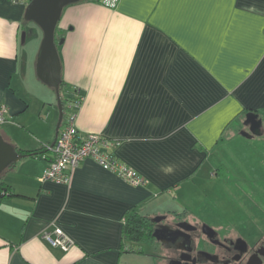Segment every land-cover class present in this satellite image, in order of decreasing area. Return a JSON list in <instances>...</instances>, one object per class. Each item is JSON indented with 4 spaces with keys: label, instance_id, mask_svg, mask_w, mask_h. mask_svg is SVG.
<instances>
[{
    "label": "crops",
    "instance_id": "0c3cea01",
    "mask_svg": "<svg viewBox=\"0 0 264 264\" xmlns=\"http://www.w3.org/2000/svg\"><path fill=\"white\" fill-rule=\"evenodd\" d=\"M25 6L0 0V136L38 153L2 173L0 264H136L142 250L123 235L127 215L198 216L201 183L227 178L229 158L241 168L236 157L260 140L239 133L246 112L264 114V0H81L62 10L57 52L61 80L81 97L78 134L108 141L105 151L144 186L92 158L68 184L40 180L58 114H24L34 98L52 104L36 76L38 35ZM54 227L73 241L69 250L43 239Z\"/></svg>",
    "mask_w": 264,
    "mask_h": 264
},
{
    "label": "flooded vegetation",
    "instance_id": "af4514ba",
    "mask_svg": "<svg viewBox=\"0 0 264 264\" xmlns=\"http://www.w3.org/2000/svg\"><path fill=\"white\" fill-rule=\"evenodd\" d=\"M259 117L261 135L247 139H260L256 147L264 156V114ZM242 128L241 131L249 132L248 126ZM250 198L252 206L256 204L259 208V216L229 228L208 223L199 215L184 213L165 214L159 222H151L149 218L151 238L148 243L154 249L149 264H264V204L259 206L255 202L258 198ZM164 225L169 229L164 233L166 241L162 242L154 238L152 232Z\"/></svg>",
    "mask_w": 264,
    "mask_h": 264
},
{
    "label": "rangeland",
    "instance_id": "374dc122",
    "mask_svg": "<svg viewBox=\"0 0 264 264\" xmlns=\"http://www.w3.org/2000/svg\"><path fill=\"white\" fill-rule=\"evenodd\" d=\"M31 27L34 28L38 35L34 43L38 46L41 39V31L36 24L31 23L30 26H28L29 32ZM60 39H63V36L56 42L57 51L58 49L60 50L63 43V41L59 43ZM26 47L28 48V45H26ZM41 86L42 88L44 86L49 94H51L52 104H45L43 107L41 102L34 98L24 114H35L36 118H38L37 114H43V117H45V114H58L55 92L47 85L43 84ZM35 121L38 122L37 124L43 126V123L38 121V119H35ZM249 142L247 148L249 150L248 157H245V155L236 157L237 162L241 160V164H244L241 168L236 165V161L233 158H229V166L227 168L229 176L227 178L225 176L227 172L225 171L224 177L221 175L220 180H209L206 184L201 183L199 189L201 190L202 188V190H199L200 196L197 201L200 205H196V207H198L196 213H198L197 215L200 217L203 215V219H209L212 223L223 227H234L235 225H242L259 216V208H257L256 204L254 207L252 206L250 202L252 198L250 197L258 198L255 202L259 204V206L262 202L264 204V194L262 193L264 187V166L262 165V160L264 156L261 149L256 147V145L259 144L258 141ZM200 200L202 201L199 202ZM242 229L243 227H241L240 230ZM133 246L134 249L142 250L141 253L133 252L137 255L136 264H138V262L143 263V261L147 263L152 262L151 255L154 249L148 243V239L137 241Z\"/></svg>",
    "mask_w": 264,
    "mask_h": 264
},
{
    "label": "built area",
    "instance_id": "2783aa9c",
    "mask_svg": "<svg viewBox=\"0 0 264 264\" xmlns=\"http://www.w3.org/2000/svg\"><path fill=\"white\" fill-rule=\"evenodd\" d=\"M26 5L29 0H11ZM97 2L114 7L117 0H98ZM75 102L67 104L63 111L62 120L53 144L44 145V149L50 154L41 181L50 180L57 183L68 184L72 170L85 158H92L103 169L115 174L132 186H144L145 178L128 164L120 161L111 152L105 151L110 143L99 134L90 133L84 136L78 134L76 128V110L81 102L79 92H76ZM7 110L0 106V125L6 120ZM52 247L67 251L73 246V241L64 234L59 227L45 230L42 233Z\"/></svg>",
    "mask_w": 264,
    "mask_h": 264
},
{
    "label": "water",
    "instance_id": "95a60500",
    "mask_svg": "<svg viewBox=\"0 0 264 264\" xmlns=\"http://www.w3.org/2000/svg\"><path fill=\"white\" fill-rule=\"evenodd\" d=\"M79 1L81 0H29L24 10L23 19L36 24L42 34L36 54L35 72L37 78L43 84L51 87L55 92L58 107V120L55 127L56 136L62 120L63 110L59 96L61 66L55 42V29L63 8ZM20 39L21 42L24 41V31L21 32ZM62 41L63 39H60L59 43ZM261 123L262 120L257 112L248 111L244 114L242 125L248 126L249 132L240 131L239 134L244 138L260 136ZM55 138L51 144L54 143ZM23 156L24 154L17 153L13 146L0 136V175L10 164L19 161ZM2 191L4 192L5 188H2ZM2 195L3 193H0V197H2ZM164 218L165 216L163 215L154 216L150 218V221L159 222ZM166 229H169L167 225L155 228L152 232V236L157 240L165 242L164 233L167 232Z\"/></svg>",
    "mask_w": 264,
    "mask_h": 264
},
{
    "label": "trees",
    "instance_id": "16d2710c",
    "mask_svg": "<svg viewBox=\"0 0 264 264\" xmlns=\"http://www.w3.org/2000/svg\"><path fill=\"white\" fill-rule=\"evenodd\" d=\"M93 1H98V0H93ZM58 25V24H57ZM62 37V34L58 30V27L55 29V42L58 41V39ZM74 90L70 89L69 87H66L64 82L61 80L59 84V96H60V101L62 105V110L64 111L66 109V106L70 102H75L77 98L73 95ZM72 94V95H70ZM43 149V148H42ZM14 150L19 153H32L36 154L38 152H29L26 150H21V149H16ZM14 163L10 164L6 170L12 166ZM4 183L2 182V173L0 175V190L2 189ZM149 219L146 216L139 215L136 212L130 213L126 217V221L124 224L123 228V235L126 238H129L131 240L135 241H143L146 239L151 238V230L149 229Z\"/></svg>",
    "mask_w": 264,
    "mask_h": 264
}]
</instances>
